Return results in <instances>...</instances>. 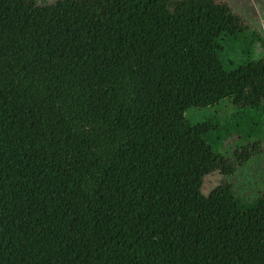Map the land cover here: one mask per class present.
Returning a JSON list of instances; mask_svg holds the SVG:
<instances>
[{
	"label": "trees",
	"instance_id": "1",
	"mask_svg": "<svg viewBox=\"0 0 264 264\" xmlns=\"http://www.w3.org/2000/svg\"><path fill=\"white\" fill-rule=\"evenodd\" d=\"M119 1L104 12L152 2ZM41 4L0 0V141L105 96L64 7ZM263 46L222 29L182 51L177 87L1 167L0 196L26 189L0 199V264H264V194L202 193L228 136L264 132Z\"/></svg>",
	"mask_w": 264,
	"mask_h": 264
},
{
	"label": "rangeland",
	"instance_id": "2",
	"mask_svg": "<svg viewBox=\"0 0 264 264\" xmlns=\"http://www.w3.org/2000/svg\"><path fill=\"white\" fill-rule=\"evenodd\" d=\"M151 1L136 10L123 9L121 17H116L104 9L114 7L119 0H42L45 11L64 7V26L76 31L94 63L105 96L49 121L46 128L35 127L0 141V168L36 148L88 129L177 87L191 77L188 66L180 59L182 51L214 37L222 29L231 33L254 32L264 40V0ZM120 19L127 23L120 25ZM257 96L264 97V88ZM249 99L247 94L244 101ZM195 102L202 103L198 97ZM230 106V101L223 103L225 110ZM198 108L190 107L183 116ZM127 131L123 130L120 135L123 137ZM129 134L130 131L124 138ZM225 141L220 148L224 164L205 176L203 195L225 183L248 201L264 194V132L256 143L230 136ZM25 189V186L13 189L0 199Z\"/></svg>",
	"mask_w": 264,
	"mask_h": 264
}]
</instances>
